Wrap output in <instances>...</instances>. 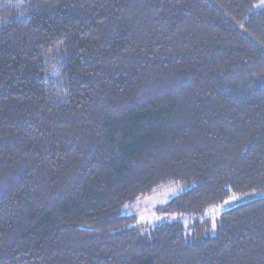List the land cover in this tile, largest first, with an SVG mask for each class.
<instances>
[{
    "label": "trees",
    "instance_id": "1",
    "mask_svg": "<svg viewBox=\"0 0 264 264\" xmlns=\"http://www.w3.org/2000/svg\"><path fill=\"white\" fill-rule=\"evenodd\" d=\"M258 1L0 0V264H264Z\"/></svg>",
    "mask_w": 264,
    "mask_h": 264
},
{
    "label": "rangeland",
    "instance_id": "2",
    "mask_svg": "<svg viewBox=\"0 0 264 264\" xmlns=\"http://www.w3.org/2000/svg\"><path fill=\"white\" fill-rule=\"evenodd\" d=\"M264 5V0H259L256 7H260ZM180 191V184L171 183L165 186H161L154 190V192L150 195L141 197L135 200L129 206H125L123 211L126 214H132L136 220L137 225L140 226L143 230H147L152 228L154 225L163 223V222H171V221H180L184 225L188 224L192 221L193 218H197L201 220L203 217L209 218L211 221L210 231L214 230L215 220L217 215L225 209H228L237 203H240L245 200L256 198L258 195L250 194V195H233L230 198H227L225 201L212 205L208 207L201 216L189 215V214H164L157 212L158 206L164 204L168 200H170L174 195H176Z\"/></svg>",
    "mask_w": 264,
    "mask_h": 264
}]
</instances>
